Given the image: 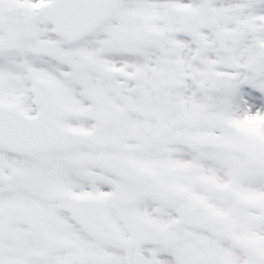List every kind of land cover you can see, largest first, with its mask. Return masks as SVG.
<instances>
[{
	"label": "snow or ice",
	"instance_id": "1",
	"mask_svg": "<svg viewBox=\"0 0 264 264\" xmlns=\"http://www.w3.org/2000/svg\"><path fill=\"white\" fill-rule=\"evenodd\" d=\"M0 264H264V0H0Z\"/></svg>",
	"mask_w": 264,
	"mask_h": 264
}]
</instances>
